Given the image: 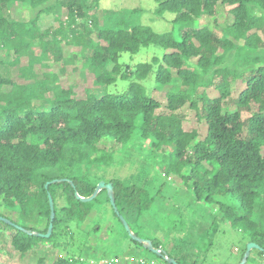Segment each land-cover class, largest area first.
<instances>
[{
  "label": "trees",
  "instance_id": "1",
  "mask_svg": "<svg viewBox=\"0 0 264 264\" xmlns=\"http://www.w3.org/2000/svg\"><path fill=\"white\" fill-rule=\"evenodd\" d=\"M100 1L0 0V205L28 223L24 229L41 234L49 223L48 194L55 212L49 238L1 221L0 236L22 258L58 236L72 237L89 219L91 230L101 231L105 204L112 209L106 191L87 203L75 193H93L98 180L88 169L106 162L108 147L137 139L164 161L166 176L190 186L197 201L216 205L218 221L241 229L247 243L264 249V0H155L156 14L174 15L179 41L171 32L156 33L145 25H106L118 12L103 10L100 18ZM17 6L26 11L24 17H13ZM219 7L230 18L221 27ZM46 15L52 25L42 28ZM202 18L211 19L212 27L201 25ZM148 46L161 47V59L153 57L132 70L120 64L122 53L133 55ZM72 48L77 51L64 56ZM51 59L61 69L81 60V69L93 75L84 97L48 70ZM154 68L157 89L168 88L162 113L161 103L142 85ZM130 77L126 90L108 91ZM185 109L204 123L202 137L197 129L184 128ZM83 169L87 172L81 175ZM53 180L60 182L45 188ZM109 183L117 210L130 226L153 198L120 179ZM152 246L160 247L155 241ZM253 251L264 260L263 252L252 250L246 264ZM167 257L185 264L183 257ZM47 260L46 253L40 254L32 264ZM75 260L57 256L47 263Z\"/></svg>",
  "mask_w": 264,
  "mask_h": 264
},
{
  "label": "rangeland",
  "instance_id": "2",
  "mask_svg": "<svg viewBox=\"0 0 264 264\" xmlns=\"http://www.w3.org/2000/svg\"><path fill=\"white\" fill-rule=\"evenodd\" d=\"M17 7L12 9L13 17H24L26 11ZM155 8V0H101L98 9L100 18L103 10L118 12L115 19L105 20L106 25L117 22L122 26L145 25L156 33L171 32L179 41L178 25L173 22L174 15L169 12L156 14ZM216 20L221 27L230 18L219 7ZM205 23L211 27L213 25L211 19L202 18L200 24ZM49 25H52V16H43L40 26L45 28ZM215 31L220 33L221 30L216 28ZM74 51L77 50L66 49L63 54L68 58ZM163 54L161 47L148 46L133 55L122 53L119 62L132 70L139 63L150 62L153 57L161 59ZM47 63L50 66L48 70L61 78L64 87L72 86L77 97H84V90L93 86V75L81 69L80 59L63 69L61 63L53 62L52 59ZM154 76L155 68L142 85L148 96L161 103L162 107L158 112L162 113L165 112L163 106L168 88L157 89ZM132 80V77L118 80L114 85L108 86V91H124ZM233 86L239 88L240 84L234 83ZM185 115L184 128L197 129L202 137L205 134L204 123L197 122L193 112L188 109H185ZM108 146L109 144L105 147ZM105 152L109 156L106 162L100 161L88 169L94 177L93 181L109 183L112 179H120L125 184L145 190L153 198L149 209L137 221L130 223L131 231L138 238L157 242L166 255L183 257L185 264H239L248 240L246 233L232 227L228 222L218 221L215 216L216 205L197 201L190 186L178 180L175 175L166 176L164 167L161 169L164 161L156 158V154L147 148L146 142L136 139L116 148L108 147ZM86 172L83 169L81 175ZM60 174L67 176L65 172ZM104 207L106 214L105 217L102 216L104 220L100 219L101 231H92L93 224L88 223L89 219L81 229L74 230L72 237L58 236L50 244H40L38 249L29 252L26 257L20 258L19 253L13 251L7 240L0 236V261L9 264H32L40 254L46 253V264L57 256L75 258L74 264H141L143 261L149 264H166L146 250L134 246L123 226L117 221L114 211L107 204ZM0 214L20 227L29 226L18 218L16 212L1 205ZM53 244L56 246H52ZM247 264H264V260L253 251Z\"/></svg>",
  "mask_w": 264,
  "mask_h": 264
},
{
  "label": "water",
  "instance_id": "3",
  "mask_svg": "<svg viewBox=\"0 0 264 264\" xmlns=\"http://www.w3.org/2000/svg\"><path fill=\"white\" fill-rule=\"evenodd\" d=\"M64 181V180H62ZM56 182H60L59 180H53L51 181L50 183H46L45 184V188H47L48 184H54ZM71 183V182H69ZM72 185V184H71ZM102 190H105L106 191V195L109 199V204L111 206V208L113 209L115 215L117 216V218L119 219L121 225L123 226L125 232L128 234V236L133 240V241H136L137 243H140L141 245H143V247L145 249H147L148 251H150L151 253L159 256V257H162L164 260H166L169 264H176V262L173 260V259H169L166 255L165 252H163L160 248H154L152 246V242L148 241V240H143V239H140L138 238L130 229L128 223L126 222V220L123 218V216H121L117 210V207L115 205V199H114V194H113V187H112V184L111 183H105L103 181H100L97 183V185L95 186V189L93 191V193L89 196V197H81L79 196L77 193H75V197L76 199H78L79 201L83 202V203H87V202H90L92 201L94 198H96V196L98 195V193ZM48 203H49V209H50V216H49V223H48V227H47V230L44 234H41V233H36V232H31V231H28L16 224H14L13 222H11L10 220H8L7 218L5 217H2L0 216V221L7 224V225H10L14 228H16L17 230L27 234V235H35V236H38V237H43V238H49L51 233H52V230H53V220H54V217H55V212H54V207H53V202H52V199L50 197V195L48 194ZM252 250H258L260 252H263L264 253V249L261 248L259 245H257L256 243H253V242H248L246 244V248H245V251L243 253V256L239 262V264H246L247 262V259L250 255V252Z\"/></svg>",
  "mask_w": 264,
  "mask_h": 264
}]
</instances>
